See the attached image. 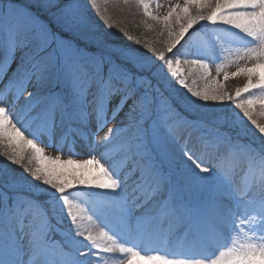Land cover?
Masks as SVG:
<instances>
[{
  "label": "snow or ice",
  "instance_id": "snow-or-ice-1",
  "mask_svg": "<svg viewBox=\"0 0 264 264\" xmlns=\"http://www.w3.org/2000/svg\"><path fill=\"white\" fill-rule=\"evenodd\" d=\"M123 3L167 30L164 48L112 44L79 0H41L47 20L0 0V264H264V0H184L163 17ZM231 64L246 78L234 95L216 78L194 90L182 67L207 80ZM209 101L239 109L259 146Z\"/></svg>",
  "mask_w": 264,
  "mask_h": 264
},
{
  "label": "rangeland",
  "instance_id": "rangeland-1",
  "mask_svg": "<svg viewBox=\"0 0 264 264\" xmlns=\"http://www.w3.org/2000/svg\"><path fill=\"white\" fill-rule=\"evenodd\" d=\"M184 0H151V11L154 15H157L159 17H163L164 15L167 14V12L169 11V8L171 5H175L177 3L183 5ZM87 5L88 1H87ZM157 5H159V7H157ZM119 7H115L116 9H113L110 5L108 8H106L105 10H103V14L104 15H110V16H114L115 14H117L120 10L121 11H127V7L124 3H119L118 5ZM135 6V5H134ZM114 7V6H113ZM136 7V6H135ZM136 9H138L140 14L135 15L136 17H138L139 19L143 20L142 24L145 27V31L150 33L151 31H154L156 36L159 38L158 39V43L159 46L164 48L166 46V42L168 41V35H167V30L163 28L162 25L156 23L155 21H151V20H147L143 14V10L136 7ZM142 11V12H140ZM117 12V13H116ZM115 13V14H114ZM151 24L152 27L149 28L148 25ZM212 26L209 25V28H211ZM200 29V25H196L192 30H190V34L192 32H197ZM187 38V37H186ZM183 43V42H182ZM179 47V45L177 46ZM175 51V50H174ZM243 62H241L242 64ZM182 67L185 69V78L187 81V84L189 87H192L194 90H199L202 89L204 87H208L209 85H211L212 87H216V85L212 84V78H216L219 82H221L224 86V90L227 91L228 93H232L234 92L235 94V90L237 88H241L244 86V84L246 83V78L243 75H240L238 77L232 78L231 77V73L235 72L237 70V65L236 64H231L229 66H227L224 70H222L219 74V76L217 77V73H216V67L213 66L211 68V76L209 79L205 80V79H201L199 75H190L188 73V66L186 65H182ZM15 70V64H13L11 71ZM11 71L9 72V75H11ZM227 72L230 76V78L227 81H224L223 77H224V72ZM5 82L6 79H5ZM183 91V90H182ZM243 98V97H242ZM229 102H226V104L228 105ZM208 107L202 109V112L205 113H211L213 111L215 112H220V111H224L226 109H222L221 106L219 105V102H213V101H209L207 102ZM229 107V106H228ZM227 107V109H228ZM228 112V110H227ZM238 114V113H237ZM240 115V114H239ZM253 116L254 119L257 120L258 123L260 124H264V115L261 114V109L259 107V105L256 106L254 112H253ZM240 117L242 119H244L245 124L247 125L250 134L246 135L248 138H252L253 139V135H255V137H258L261 139L258 131L254 128L253 125H251L250 122L247 121L246 118H243V114L240 115ZM118 122V121H117ZM112 125L110 124L109 127H111ZM253 127V128H252ZM107 131V129H104L103 132L100 133V136H103L104 133ZM253 134V135H252ZM241 136L244 137V134H241ZM99 137H97L98 139ZM59 140V138H58ZM48 143V140L45 139V141L43 143L40 144L41 147H44V144ZM64 141L63 140H59V144L63 145ZM6 150V149H5ZM64 151V155H61V159H67L68 154L69 153V147H65L63 149ZM76 151L79 153L75 156L76 159L78 160H83V159H87L88 158V152L90 151V149H88L87 147H85L84 143L82 141H77L76 144ZM99 150H97L98 152ZM60 153L57 152L53 147H45L44 148V155L48 156V157H55L56 155H59ZM27 155V153H26ZM25 163H27V161H25ZM9 162L4 158V157H0V167H3L4 165H8ZM31 166H35V161L32 162ZM11 168L15 169V170H22V168L20 166H16V165H12L10 166ZM243 178V172H238L237 176H236V180L239 183ZM70 194L71 196L75 197L78 201H86L87 200V195H86V190L83 189L82 186H77L76 188L70 190ZM85 224H88V221L85 220L84 221ZM139 248L141 249L142 252L147 253V254H154L155 251H158L159 249L154 247V246H150V245H145V244H140ZM169 252L174 251V249L172 248V246L170 245L168 250ZM105 255H110V256H119L121 255L119 253V251L117 250L116 253L114 254H105ZM108 264H114L113 260H109Z\"/></svg>",
  "mask_w": 264,
  "mask_h": 264
},
{
  "label": "trees",
  "instance_id": "trees-1",
  "mask_svg": "<svg viewBox=\"0 0 264 264\" xmlns=\"http://www.w3.org/2000/svg\"><path fill=\"white\" fill-rule=\"evenodd\" d=\"M88 0H79V3L81 7L88 6L89 8V15L97 20V22L101 25V30L103 31L105 38L111 42L114 45H126L131 48H139L141 51H144L142 45L144 43H149L157 48H162L159 46L158 43V37L156 36L154 31H151L150 33L145 31V27L142 24L141 19L136 17L135 15L140 14L138 9L134 5H126L127 11H119L114 16L110 15H104L103 10L109 7V5L113 8L118 10L115 7H119V3H123V0H118V2H108V0H96V7L93 8L90 5H87ZM59 3H64L66 0H57ZM16 3L18 5H23L26 7H30L33 9V11L38 12L41 17L45 20L50 19L52 16V13L56 11L54 7L45 8L41 6V0H16ZM114 6V7H113ZM99 9V12H97L96 9ZM142 12V11H140ZM143 14V13H141ZM102 18L107 19L108 25H111V27H105L104 21ZM131 37V39H129ZM139 39L141 41V45H137L135 41ZM159 63V62H158ZM230 93V92H229ZM234 95V92L230 93ZM228 109L226 108L229 115H232L233 113H240L239 109H234L233 106H231L230 102L228 103ZM253 128V127H252ZM255 129V127L253 128ZM240 141L244 144L252 143L254 142L255 145L259 146L260 138H248L246 135L239 137ZM12 166V165H10ZM17 173L22 172V170H15Z\"/></svg>",
  "mask_w": 264,
  "mask_h": 264
}]
</instances>
